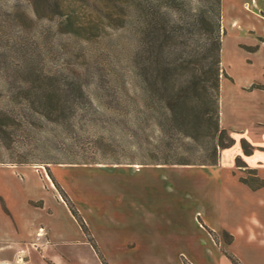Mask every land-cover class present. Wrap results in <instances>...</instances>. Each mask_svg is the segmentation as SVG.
I'll return each instance as SVG.
<instances>
[{"label":"rangeland","instance_id":"obj_1","mask_svg":"<svg viewBox=\"0 0 264 264\" xmlns=\"http://www.w3.org/2000/svg\"><path fill=\"white\" fill-rule=\"evenodd\" d=\"M224 11L223 0H0V264H214L210 249L228 251L224 225L248 250L264 192L199 164L212 138L161 130L160 93L132 85L144 14L175 28L168 60L193 79L210 62L201 17H220L223 37ZM225 44L239 75L246 62ZM51 81L69 86L57 120L41 102ZM184 157L197 164L160 163ZM238 252L263 264L264 251Z\"/></svg>","mask_w":264,"mask_h":264},{"label":"trees","instance_id":"obj_2","mask_svg":"<svg viewBox=\"0 0 264 264\" xmlns=\"http://www.w3.org/2000/svg\"><path fill=\"white\" fill-rule=\"evenodd\" d=\"M220 1V0H219ZM220 16V14L218 13ZM142 22V29L140 34V46L137 51V58L134 60V74L132 78V85L136 89H143L146 97H149L151 91L155 90L160 93V102L162 107L168 114L169 120H163L160 123L161 130L172 128L178 132L182 137L193 138L197 140L198 136H206L212 141L205 145L206 150L211 154V159L208 162L199 164L214 165L219 161L220 150L231 146L234 143L230 132L221 127L220 124V82H221V68L222 64V32L220 20L216 19L206 20L204 16L201 21L205 23L206 27L211 33L210 45L206 47L207 55L209 54V64H200V69L193 79L182 78L177 73L179 67L183 63L168 60L170 54V43L174 38L175 28L165 24L158 25V22L151 21L149 14H144ZM150 48V52H149ZM148 49V50H147ZM149 52V56L156 60L157 73L150 74L149 68L154 67V64L149 67L148 62L144 60L143 54L145 51ZM158 58V60L156 59ZM153 72V71H152ZM207 77V78H206ZM54 81V80H53ZM70 84V83H69ZM56 85L57 88H53ZM42 86L43 94L41 95V102L50 108L45 111V114L50 118L57 120L59 104H63L67 100H62L59 92L66 91V87L61 88V83H55ZM72 86V84H70ZM47 86V87H46ZM148 92V93H147ZM55 105V106H54ZM168 126V128H165ZM163 127V128H162ZM225 138V140H224ZM243 150L245 154L253 152V146L246 140L242 141ZM163 164H197L184 158L166 159ZM238 166H245L241 158H237ZM250 176L243 177L241 180L247 183L251 188L257 189L264 186V180L259 178L256 170L248 169ZM70 208L77 216L76 212L70 205ZM82 224L84 222L81 220ZM85 225V224H84ZM229 235L228 244L233 240V236L227 231L224 232ZM234 264H240L238 259L230 252H225Z\"/></svg>","mask_w":264,"mask_h":264},{"label":"crops","instance_id":"obj_3","mask_svg":"<svg viewBox=\"0 0 264 264\" xmlns=\"http://www.w3.org/2000/svg\"><path fill=\"white\" fill-rule=\"evenodd\" d=\"M223 1L224 15L232 18V21L230 26H226L222 37L223 74L220 82L219 112L221 127L230 132L234 143L222 149L218 163L209 166L208 169H228L227 172L224 171L227 183L254 193L264 192V186L253 189L241 180L243 177H248L243 174L248 173V169L256 170L259 178L264 180V10H260L259 13V9H264V1ZM251 4L256 7L251 9ZM226 7H230L228 13H226ZM237 9H240L238 13ZM225 43H228L227 47L234 48L239 59L246 62L244 70L239 75L229 73L225 67ZM243 140L253 146L252 153H244ZM237 158H241L245 166H238ZM227 175L231 180L227 179ZM198 213L200 211L196 208L195 214ZM205 224L210 226L208 223ZM198 225L201 227V224ZM223 227L222 229L233 236V240L227 246V252L242 257L238 251L246 250L251 254H262L264 251L263 221L249 226L246 238L248 243L243 240L249 246L248 250L243 249L239 244V234L235 229L226 225ZM39 233L38 230L37 234ZM209 252L210 255L218 258L214 264H232L225 251L217 252L215 249H210Z\"/></svg>","mask_w":264,"mask_h":264}]
</instances>
